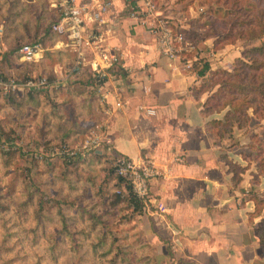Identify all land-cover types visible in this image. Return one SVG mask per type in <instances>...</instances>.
<instances>
[{"label": "crops", "instance_id": "0c3cea01", "mask_svg": "<svg viewBox=\"0 0 264 264\" xmlns=\"http://www.w3.org/2000/svg\"><path fill=\"white\" fill-rule=\"evenodd\" d=\"M52 1L0 0V69L19 77L47 75L52 86L41 91L51 97L54 109V103L77 101L75 93H91L100 106L105 145L110 148L97 153L153 162L160 174L150 180V200L138 218L147 227L146 236L150 232L158 237L161 253L168 240L176 259L186 264H264L255 233L264 211L250 217L255 205L246 197L253 189L264 198V173L257 174L256 163L249 159V126L220 138L208 130L207 122L220 119L223 112L202 113L203 103L215 89H201L209 72L230 70L242 50H233V44L215 49L214 38H203L206 57L200 56L188 68L183 58L171 61L162 55L153 34L128 17L129 7L143 0H107L110 7L98 33L102 46L116 52L120 63L114 78L98 90L85 83L92 73V52L85 51L82 70L70 75L75 54L62 46V36L56 32L50 44L35 41L59 18ZM158 1L162 9L168 2ZM34 42L42 44V54L25 60L18 49ZM48 51L58 58L52 64L45 59ZM226 61L230 65H225ZM38 93L16 95L26 100ZM29 105L37 110L34 104ZM146 109L154 113L147 114ZM55 121L50 120L51 127ZM228 162L246 167L237 185L232 183Z\"/></svg>", "mask_w": 264, "mask_h": 264}, {"label": "rangeland", "instance_id": "374dc122", "mask_svg": "<svg viewBox=\"0 0 264 264\" xmlns=\"http://www.w3.org/2000/svg\"><path fill=\"white\" fill-rule=\"evenodd\" d=\"M167 1L163 4L165 10L160 4L158 9L198 47L189 54L196 55L197 60L206 57L202 41L208 15L213 16L208 10L221 6L224 0L190 4L188 0ZM217 16L222 20L223 11ZM260 43L261 40L237 39L232 49L240 51ZM226 64L230 65V61ZM0 75L3 76L1 69ZM39 92V104L33 105L37 110L30 105L23 110L9 104L0 107V242L3 237L7 239L9 251L2 255L8 264H146V258L147 264H160L158 237L150 232L146 236L147 227L140 224L138 217L136 229H132L130 208L126 203L113 204L121 193L117 192L120 189H112L115 179L108 175L110 164L106 160L89 156L72 164L56 155L47 157L50 146L78 145L92 122H78L68 110L67 117L56 120L51 127L49 116L56 108H52L46 91ZM10 96L18 97L16 93L0 95V104ZM248 126L247 136L259 133L264 129V119L253 118ZM90 210L95 213L94 220ZM57 240L63 242L53 247ZM114 248L126 251V258L122 259L121 251L112 260ZM77 252L83 256L80 262L73 255Z\"/></svg>", "mask_w": 264, "mask_h": 264}, {"label": "trees", "instance_id": "16d2710c", "mask_svg": "<svg viewBox=\"0 0 264 264\" xmlns=\"http://www.w3.org/2000/svg\"><path fill=\"white\" fill-rule=\"evenodd\" d=\"M154 1L157 7H159V1ZM188 1L190 4L191 2L197 0ZM208 11L209 13L212 12L213 16L210 17L208 15L206 30L203 37L214 38L213 46L215 49H220L225 45L234 44L237 39L246 41L261 40L259 45L243 49L241 51V56L234 59L233 66L230 70L217 68L213 71H210L207 82L202 84V90H210L215 87L210 96H208L203 103L202 113L205 116H209L214 113L223 112V115L220 119L212 118L207 122L208 130L210 132L216 133L218 137L222 138L225 135H231L234 129H247L253 118L264 119V0H224L221 2V6L215 9L211 8ZM220 11H223L222 20H219L217 16V13ZM53 25L54 22L49 24L45 29L41 40L36 39L35 41H43L44 43L48 44L52 43L57 35L56 31L53 29ZM175 29L181 31V29L176 25ZM188 55L191 56V54ZM45 59L47 63L52 64L58 58L56 53L53 51H48L45 55ZM193 64L194 62L192 63L191 67L194 66ZM203 67L206 68L207 65L204 64ZM1 72L5 77L16 76L18 78H37L40 75H43L34 73L25 77H19L14 73L5 71L3 68L1 69ZM101 82L102 80L98 79V77H96L93 73H88L85 79L86 84L92 83L96 85ZM67 92H71V90L67 89ZM0 95H3V93L0 92ZM91 95V93L89 95L75 93V97L78 98L77 101L63 100L58 104L54 103L53 105L56 107V110H52L51 115L49 116L50 120H63L67 117L68 110H70L73 113V117L78 122H92V125L89 126V128L101 124L100 121L102 118V113L99 111L100 106L94 99L91 98ZM37 96L33 95L26 100L16 96H14V98L13 96H10V100L3 98L4 100L0 104V107H4L5 105L9 104L10 106L18 108V110H23L26 105L29 104L38 106L39 99ZM7 100L8 103L5 102ZM88 129L83 131V136L88 131ZM249 137L251 148L249 159L250 161L256 163L257 174H263L264 129L259 133L251 132ZM89 156L92 157V159L106 160L110 164L108 175L115 179V184L113 185L114 187L112 189L113 191H117L118 189L121 190V196H116L117 200H115L113 204L118 202L126 203L127 208H130L131 210V214L128 218H130L132 215V220L130 218V222H132V229H136V217L142 215L144 203L133 193L127 179L116 173L115 167L117 160L119 159L118 157L120 156L106 154L105 151L101 153H91L86 156L85 159ZM85 159L83 158L82 161ZM65 161L72 164H75L74 162H77V164L82 162L80 160ZM228 164L229 170L233 173L232 183L233 185H237L241 180L240 173H242L246 167H241L231 162H228ZM246 197L249 200H252L255 205L254 212L250 213L249 216H260L264 211V198L258 197L253 189L247 192ZM0 198H2L1 193ZM90 212V218L94 220L96 218L95 213H93V210H90L89 213ZM95 224L96 222H94V225ZM65 225V221H63V227H65ZM255 233L262 255L264 256V214L261 217L259 224L255 228ZM166 241L165 250L157 255V258L160 260V264L163 263L161 260L164 259L169 261V263L178 264L179 259H176V255L171 247V244L169 242L166 243ZM62 242L63 241L61 240H57L55 243H53V247H58V245ZM6 243L7 239L3 237L2 241L0 242V264H8V259H5V257L2 255L4 251H9L8 247L5 245ZM92 244L96 246L95 243ZM114 249H116V251L113 253L115 255L111 256L112 260L117 258L121 251L123 254L122 259L126 258L124 256L127 253L126 251L119 250L118 248ZM109 250L112 252L113 248L110 246ZM62 252L63 251H60V253ZM73 255L77 257L78 262H80L81 257H83L78 252L74 253ZM51 257L55 259L57 256ZM147 260L149 261V258H146V264Z\"/></svg>", "mask_w": 264, "mask_h": 264}, {"label": "built area", "instance_id": "2783aa9c", "mask_svg": "<svg viewBox=\"0 0 264 264\" xmlns=\"http://www.w3.org/2000/svg\"><path fill=\"white\" fill-rule=\"evenodd\" d=\"M51 6L56 8L59 14L53 29L63 37L62 46L69 48L75 54L68 70L69 74L72 75L82 70L85 51H90L93 58L89 65L92 73L102 80L101 83L95 85L98 90H101L102 86L114 78L120 63L116 52L102 46L103 38L98 33L99 26L105 22L104 17L109 10L110 1L53 0ZM127 15L143 24L153 34L161 54L169 60L183 58L188 68L197 60L196 55L189 56L188 54L197 50L198 47L186 38L182 30L175 29V25L159 11L154 0H143L142 4L131 5ZM18 50L22 58L31 61L41 56L43 46L40 42L24 43ZM51 86L46 75H40L37 78L0 75V92L3 94L35 92ZM117 104L120 105L119 102ZM145 112L154 113L151 109H146ZM105 138L106 127L101 123L90 127L75 147H69L66 144L50 146L46 155L47 157L56 155L68 161L83 159L103 148L110 151V148L105 145ZM118 158L116 173L127 179L133 193L146 205L150 200V180L158 176L159 171L150 159ZM117 192L121 193L120 190Z\"/></svg>", "mask_w": 264, "mask_h": 264}]
</instances>
